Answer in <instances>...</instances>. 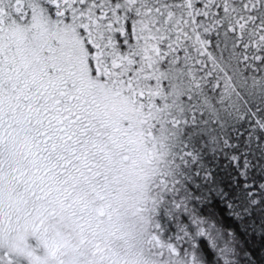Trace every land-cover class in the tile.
Masks as SVG:
<instances>
[{"label":"snow or ice","instance_id":"obj_1","mask_svg":"<svg viewBox=\"0 0 264 264\" xmlns=\"http://www.w3.org/2000/svg\"><path fill=\"white\" fill-rule=\"evenodd\" d=\"M0 264H264V0H0Z\"/></svg>","mask_w":264,"mask_h":264}]
</instances>
